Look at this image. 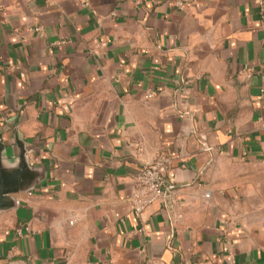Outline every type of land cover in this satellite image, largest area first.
Wrapping results in <instances>:
<instances>
[{
  "label": "crops",
  "instance_id": "1",
  "mask_svg": "<svg viewBox=\"0 0 264 264\" xmlns=\"http://www.w3.org/2000/svg\"><path fill=\"white\" fill-rule=\"evenodd\" d=\"M0 167V264H264V0H0Z\"/></svg>",
  "mask_w": 264,
  "mask_h": 264
},
{
  "label": "built area",
  "instance_id": "2",
  "mask_svg": "<svg viewBox=\"0 0 264 264\" xmlns=\"http://www.w3.org/2000/svg\"><path fill=\"white\" fill-rule=\"evenodd\" d=\"M175 5L179 8L183 6L181 1H177ZM150 93L145 96L146 99L152 98ZM167 167V160L163 157H157L151 163L145 165L140 170L136 178V188L131 197L133 215L139 217L143 210L158 201L163 193L162 172ZM208 197V195H206ZM28 232V229H24ZM21 235V229L17 230Z\"/></svg>",
  "mask_w": 264,
  "mask_h": 264
},
{
  "label": "water",
  "instance_id": "3",
  "mask_svg": "<svg viewBox=\"0 0 264 264\" xmlns=\"http://www.w3.org/2000/svg\"><path fill=\"white\" fill-rule=\"evenodd\" d=\"M19 178L15 177L10 181H5L2 176L0 167V210L6 209L9 206L8 196L15 193L19 188Z\"/></svg>",
  "mask_w": 264,
  "mask_h": 264
},
{
  "label": "rangeland",
  "instance_id": "4",
  "mask_svg": "<svg viewBox=\"0 0 264 264\" xmlns=\"http://www.w3.org/2000/svg\"><path fill=\"white\" fill-rule=\"evenodd\" d=\"M262 174H264V168H263V170H262V172H261Z\"/></svg>",
  "mask_w": 264,
  "mask_h": 264
}]
</instances>
